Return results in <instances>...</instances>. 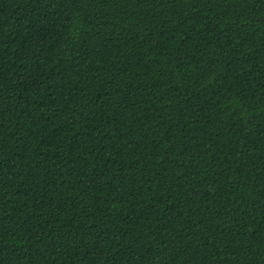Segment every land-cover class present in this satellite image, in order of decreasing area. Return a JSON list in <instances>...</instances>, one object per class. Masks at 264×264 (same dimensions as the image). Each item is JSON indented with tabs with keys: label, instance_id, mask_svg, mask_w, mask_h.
I'll return each instance as SVG.
<instances>
[{
	"label": "trees",
	"instance_id": "16d2710c",
	"mask_svg": "<svg viewBox=\"0 0 264 264\" xmlns=\"http://www.w3.org/2000/svg\"><path fill=\"white\" fill-rule=\"evenodd\" d=\"M0 264H264V0H0Z\"/></svg>",
	"mask_w": 264,
	"mask_h": 264
}]
</instances>
